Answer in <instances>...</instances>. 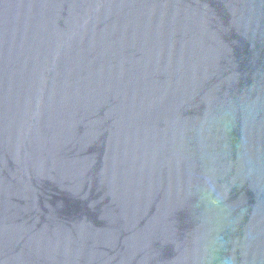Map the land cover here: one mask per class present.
Segmentation results:
<instances>
[{"label": "water", "instance_id": "1", "mask_svg": "<svg viewBox=\"0 0 264 264\" xmlns=\"http://www.w3.org/2000/svg\"><path fill=\"white\" fill-rule=\"evenodd\" d=\"M0 264H264V0H0Z\"/></svg>", "mask_w": 264, "mask_h": 264}]
</instances>
